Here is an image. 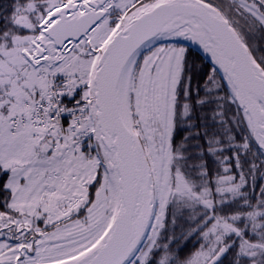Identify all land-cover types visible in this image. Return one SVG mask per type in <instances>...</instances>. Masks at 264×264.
Wrapping results in <instances>:
<instances>
[{"label":"snow or ice","instance_id":"1","mask_svg":"<svg viewBox=\"0 0 264 264\" xmlns=\"http://www.w3.org/2000/svg\"><path fill=\"white\" fill-rule=\"evenodd\" d=\"M0 264H264V0H0Z\"/></svg>","mask_w":264,"mask_h":264}]
</instances>
